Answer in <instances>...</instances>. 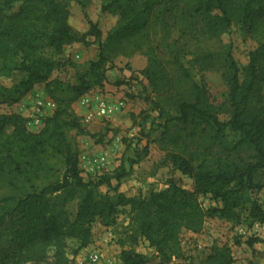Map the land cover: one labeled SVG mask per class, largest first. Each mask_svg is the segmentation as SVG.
<instances>
[{
  "label": "trees",
  "instance_id": "1",
  "mask_svg": "<svg viewBox=\"0 0 264 264\" xmlns=\"http://www.w3.org/2000/svg\"><path fill=\"white\" fill-rule=\"evenodd\" d=\"M7 1L9 6L20 1L22 7L17 16L0 30V82L14 73H22L25 78L10 88L1 87V98L10 103L18 102L41 83H46L50 92L61 91L69 97L60 101L55 114L37 134L28 131L23 116L0 114V173L12 171L15 180L12 184L19 192L5 198L0 205V228L9 222L17 225L10 247L0 252V264L39 261L50 250L55 253L57 264H69L66 257L68 241L79 242V248L88 247L93 223L100 219L111 225L120 214L130 218L134 242L137 243L138 236L145 238L167 263L176 253L172 246L177 244L182 231L201 232L206 218L239 222L240 215L236 211L243 205L244 193L257 188L256 176L264 171V97L261 91L264 74L260 50L250 53L249 63L244 68L235 60L231 45H225L222 50L228 71V103L232 113L228 121L221 122L212 113L213 107L204 89L196 85L192 91L193 101L181 102L179 115L170 118L163 128V140L179 146L187 143L189 137H200L199 128L205 126L211 131L208 135L211 144L223 149L228 156L203 154L197 163L196 153L191 157L170 153L169 158L176 169L194 180V192H187L172 183L168 190L151 194L149 198L126 197L119 192L121 181L128 177L125 169L114 177L86 182L82 177L79 151L69 138L73 130L85 134L68 107L94 88L104 86L110 62L107 45H100L98 59L91 63L88 72L78 73L76 83L70 86L58 80L50 81L61 64L45 57L42 52L45 46H50L60 53L73 43L85 42L88 36L100 40L101 30L90 23L86 35L74 32L68 25V18L62 16L63 9L58 0ZM196 1L205 17V29L214 37L229 33L236 24L252 25L257 17L264 16V0ZM108 7L110 5L103 10ZM153 7V0L141 4L139 0H133L122 12L120 33L109 39L115 41L121 38L123 31H138L147 26ZM158 65L150 60L144 71L155 89L165 75ZM9 128L12 132L8 134ZM227 130L239 136L234 144L228 143ZM245 149L253 151L251 161L244 163L232 159ZM46 155L61 159L63 173L44 183L43 158ZM113 178L117 181L113 189L115 199L100 191L104 185L110 188ZM201 195H211L220 201L222 207L204 210L199 203ZM76 200L79 201L77 213L71 220L65 208ZM250 216L254 222L264 224V210L257 203L252 205ZM259 243L264 244V239L251 238L247 245L252 247ZM77 253L74 251L73 255ZM121 260L124 264H142V256L133 251H123ZM210 261L233 264L228 253L219 250Z\"/></svg>",
  "mask_w": 264,
  "mask_h": 264
},
{
  "label": "rangeland",
  "instance_id": "2",
  "mask_svg": "<svg viewBox=\"0 0 264 264\" xmlns=\"http://www.w3.org/2000/svg\"><path fill=\"white\" fill-rule=\"evenodd\" d=\"M132 1L58 0L63 9L62 16L68 18V25L74 32L86 35L90 31V23H93L101 30L102 38L97 40L88 36L85 42L73 43L60 53L53 47L45 46L43 55L61 64L50 81L74 85L77 74L88 72L91 63L98 59L100 45H107L110 62L107 64L104 86L94 88L68 107L85 131V134H79L73 130L69 134L79 151V157L107 156V165L100 174H87L82 170V177L86 182L98 181L100 178L114 177L125 169L128 177L121 181L119 192L126 197L149 198L151 194L168 190L172 183L193 193L194 180L176 169L169 154L191 157L196 153L194 157H197V163L203 154L216 157L228 155L211 144L208 137L211 131L205 126L199 128L200 137H189L187 143L174 146L168 140H163L164 125L170 118L179 115L181 102L193 101L192 91L196 85L204 89L213 107L212 113L221 122L230 119L228 71L222 50L225 45H231L234 58L241 68L248 65L251 52L260 50V65L264 74V16L257 17L252 25L236 24L229 33L214 37L205 29V17L196 0H153L154 7L147 26H142L138 31H123L121 38L111 41L110 36L121 31L122 12ZM139 1L141 4L145 0ZM108 5L110 7L104 11ZM21 7L20 1L9 6L7 0H0V30L17 16ZM150 60L158 62L165 72L157 89L144 74ZM24 78V74L14 73L10 78L1 79L0 114L23 116L27 120L28 131L37 134L55 114L60 101L67 100L69 96L61 91L50 92L47 84L41 83L18 102L10 103L1 98V87L10 88ZM261 91L264 97V84ZM88 95H100L113 104L121 102L124 106L109 118L87 123L84 117L87 109L80 102ZM48 100L55 103V110H43L37 106L38 101ZM37 113L49 114L35 128L33 116H37ZM11 132V128L7 129L8 134ZM226 136L228 143L234 144L239 140V136L229 130ZM252 156L253 151L245 149L232 159L245 163L251 161ZM43 163L42 182L47 183L63 173L61 159L46 155ZM12 177L14 175L10 170L0 173V205L5 198L19 193L12 184L15 183ZM255 183L257 188L244 193L243 205L236 211L240 215L239 222L206 218L201 232L182 231L177 244L172 246L176 253L168 263L156 248L150 247L145 238L138 236L137 243L134 242L130 218L124 214L118 215L111 225L97 219L92 225L90 245L79 248V242L68 241L66 257L69 264H78L86 255L97 251L109 264H124L121 253L126 250L141 255L142 264H216L210 261V257L219 250L228 253L233 264H264V244L247 245L251 238L264 239V224L254 222L250 216L254 203L264 210V171L257 174ZM116 185L117 181L113 178L111 187L104 185L100 191L109 193L115 199L113 189ZM78 202H71L65 208L71 220L76 216ZM199 203L204 210L222 207L220 201L211 195L199 196ZM16 229L14 222L0 228V252L10 247ZM74 251H78L76 256L73 255ZM22 264H57V261L55 253L50 250L43 259Z\"/></svg>",
  "mask_w": 264,
  "mask_h": 264
},
{
  "label": "built area",
  "instance_id": "3",
  "mask_svg": "<svg viewBox=\"0 0 264 264\" xmlns=\"http://www.w3.org/2000/svg\"><path fill=\"white\" fill-rule=\"evenodd\" d=\"M81 106L84 109H87L86 114L84 115L87 123H90L94 119H105L112 116L117 110L123 107V103H112L100 95L96 96H85L80 102ZM37 106L43 108V110H55V103L48 101H38ZM49 113H37V116H33V125L35 128H38L42 120ZM107 156L99 157H88L82 156L80 158V167L81 170L85 171L87 174L97 175L100 174L105 166L107 165ZM78 264H109L105 261L103 255L97 251L92 252L86 255Z\"/></svg>",
  "mask_w": 264,
  "mask_h": 264
}]
</instances>
